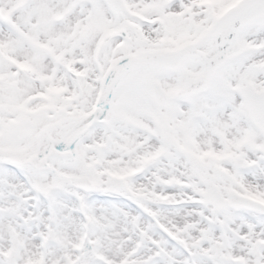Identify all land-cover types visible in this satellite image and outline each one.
<instances>
[{
    "label": "snow or ice",
    "instance_id": "obj_1",
    "mask_svg": "<svg viewBox=\"0 0 264 264\" xmlns=\"http://www.w3.org/2000/svg\"><path fill=\"white\" fill-rule=\"evenodd\" d=\"M0 264H264V0H0Z\"/></svg>",
    "mask_w": 264,
    "mask_h": 264
}]
</instances>
